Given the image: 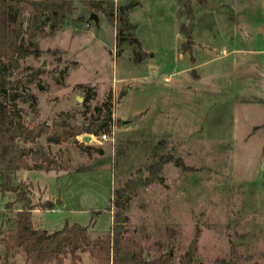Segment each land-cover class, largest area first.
Returning <instances> with one entry per match:
<instances>
[{"label":"rangeland","instance_id":"obj_1","mask_svg":"<svg viewBox=\"0 0 264 264\" xmlns=\"http://www.w3.org/2000/svg\"><path fill=\"white\" fill-rule=\"evenodd\" d=\"M98 1L129 6L124 40L118 13L112 21L96 0H74L69 22L39 37L41 53L11 77L29 125H84L97 105L112 118L110 132L90 134L88 151L74 138L49 144L68 169L16 173L35 204V225L53 232L68 221L88 226L93 237L109 232L115 188L147 175L164 139L157 154L170 150L186 167L170 161L164 183L138 189L126 208V233L142 240L146 257L173 248L179 260L199 229L198 260L219 264L235 247L243 256L237 264H264V0H193L189 49L180 29L189 24L184 0ZM211 1L217 6L209 9ZM131 37L141 42L139 61ZM15 200L0 189V264H25L21 252L6 255L2 240L21 207ZM82 256L79 264H100Z\"/></svg>","mask_w":264,"mask_h":264},{"label":"trees","instance_id":"obj_2","mask_svg":"<svg viewBox=\"0 0 264 264\" xmlns=\"http://www.w3.org/2000/svg\"><path fill=\"white\" fill-rule=\"evenodd\" d=\"M192 1H183L189 24H182L180 27L187 38L184 42L187 49L192 43L195 14ZM94 5L106 12L112 21L116 20V13L119 14L117 16L122 26L118 35L124 40L126 10L129 6L103 8L98 0ZM76 10L74 0H0V189L3 192H15V201L21 202L20 209L12 219L13 226L2 238L6 255L21 252L25 256V264H66L67 258L73 264H79L83 259V252H89L100 264H208L198 260L201 236L199 229L179 260L173 254V248L155 257H146L142 240L126 233L129 222L126 208L138 189L155 182L164 183L163 168L170 161L177 166L186 167L183 159L173 155L170 150L157 154L159 147L166 144L164 139L156 146L157 157L146 165L148 174L131 177L115 188L110 206L114 214L113 225L109 232L93 237L88 226L68 221L61 229L53 232L35 225V204L28 195L26 184L16 182V173L25 169L51 171L58 165L68 169V161L58 163L52 156L49 144L74 138L81 148L88 151L92 149L91 144L79 140V135H100L111 131L109 101L103 103L109 109L107 116H103L102 106L97 105V115L84 125L71 124L66 119L29 125L17 105L20 94L18 81L11 78L14 72L22 68L27 57L41 53L36 47V40L62 29ZM131 38L130 42L136 43L139 48L136 52V60L139 61L144 55L141 42L137 38ZM89 89L88 99L91 98ZM44 136L46 144L40 140ZM22 143L26 145L23 146ZM11 204L12 202L8 203ZM48 205L54 206L53 203ZM233 249L234 256L229 260L219 259V264H237L242 259L243 256L237 253L235 247Z\"/></svg>","mask_w":264,"mask_h":264},{"label":"water","instance_id":"obj_3","mask_svg":"<svg viewBox=\"0 0 264 264\" xmlns=\"http://www.w3.org/2000/svg\"><path fill=\"white\" fill-rule=\"evenodd\" d=\"M215 6H217V4L214 3L213 1L209 2V4H208V8H209V9H211L212 7H215ZM93 18L96 20V22H98V16H97L96 14H92L91 19H93ZM131 27H132V26H131ZM79 100L81 101L82 98L80 97ZM82 139H83L85 142H90L91 139H92V135H90V134H85V135L83 136ZM58 203H59V200H58Z\"/></svg>","mask_w":264,"mask_h":264},{"label":"built area","instance_id":"obj_4","mask_svg":"<svg viewBox=\"0 0 264 264\" xmlns=\"http://www.w3.org/2000/svg\"><path fill=\"white\" fill-rule=\"evenodd\" d=\"M105 137H106V135H105Z\"/></svg>","mask_w":264,"mask_h":264}]
</instances>
